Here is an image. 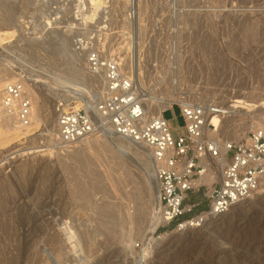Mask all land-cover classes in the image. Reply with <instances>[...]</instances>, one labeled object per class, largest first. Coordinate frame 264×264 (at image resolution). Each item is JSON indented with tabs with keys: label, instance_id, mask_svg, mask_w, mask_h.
Returning <instances> with one entry per match:
<instances>
[{
	"label": "rangeland",
	"instance_id": "374dc122",
	"mask_svg": "<svg viewBox=\"0 0 264 264\" xmlns=\"http://www.w3.org/2000/svg\"><path fill=\"white\" fill-rule=\"evenodd\" d=\"M101 3L87 22L88 0H0V31L11 32L0 41V93L7 81L30 86L38 121L21 137L0 124L19 135L0 145V264H264V187L211 219L206 193L218 178L215 163L187 196L191 211L151 230L146 147L105 132L66 151L52 147L55 105L84 108L100 88L73 47L90 37L119 61L145 102L171 105L162 115L173 136L184 132L182 103L219 109L234 100L253 106L231 109L232 120L222 117L205 140L222 144L264 131V0ZM59 38L73 63L60 53ZM58 76L82 84L83 101ZM42 145L49 148L32 151ZM197 217L199 226L176 231Z\"/></svg>",
	"mask_w": 264,
	"mask_h": 264
},
{
	"label": "built area",
	"instance_id": "2783aa9c",
	"mask_svg": "<svg viewBox=\"0 0 264 264\" xmlns=\"http://www.w3.org/2000/svg\"><path fill=\"white\" fill-rule=\"evenodd\" d=\"M91 38H77L73 47L84 53V68L100 88L87 99L84 108H66L61 103L55 106L56 134L52 147L66 151L105 132L152 149L158 181L157 218L162 225L178 220L195 206L187 203V196L195 189V181L206 173L202 161L216 159L220 154V144L205 140L203 128L207 115L221 112L213 105L182 103L178 108L184 132L177 136H173L163 115L143 120L142 93L119 61L93 47ZM30 101L20 81L8 83L1 93L0 114L12 118L17 127L25 128L31 123ZM45 148L49 146L42 145L38 151ZM225 151V164L219 167L217 181L206 193V214L210 217L226 214L264 187V131L255 130L227 142Z\"/></svg>",
	"mask_w": 264,
	"mask_h": 264
},
{
	"label": "bare ground",
	"instance_id": "6f19581e",
	"mask_svg": "<svg viewBox=\"0 0 264 264\" xmlns=\"http://www.w3.org/2000/svg\"><path fill=\"white\" fill-rule=\"evenodd\" d=\"M89 1V4L91 5V7H90V9H89V11H90V13H89V15H85V16H81V17H83V20H87V22L88 21H90V20H92L93 19V16L95 15V14H97V12H98V10H99V5L100 4H102L101 3V0H88ZM103 1V0H102ZM58 12L56 11V13L55 14H57ZM55 20V19H54ZM46 23H48V22H46ZM49 24V23H48ZM96 25L98 24V23H95ZM11 34V32H9V31H0V41H4V39H6V38H1L2 36H7V35H10ZM61 36V35H60ZM63 40L64 39H61V38H59V41H60V45H59V51H60V53L62 54V53H65V52H67V51H65L66 49H65V46L63 45ZM65 49V50H64ZM71 50H69L67 53H65V55L67 56L66 58H67V61H68V59L70 60L71 59V62H72V59H73V55L71 54V52H70ZM74 52H76V53H79V51L77 52V51H75L74 50ZM80 53H82V52H80ZM82 55H83V58H82V56L81 57H77L76 56V61H78V62H80V61H84V65H85V59H84V53H82ZM62 56V55H61ZM78 58V59H77ZM79 58H80V60H79ZM66 61V62H67ZM73 63V62H72ZM74 63H76V62H74ZM79 64V63H78ZM75 64H73V66H74ZM77 65V64H76ZM76 67V66H75ZM83 69V68H82ZM84 69H86V68H84ZM75 73H76V75H78V74H80L79 73V71L78 70H75L74 71ZM87 72V71H86ZM49 75V74H48ZM86 75V74H85ZM89 77V76H88ZM48 78V77H47ZM46 78V81L48 80ZM51 78H53V77H51ZM50 78V79H51ZM44 79V78H43ZM50 79H49V82H50ZM54 79V78H53ZM73 79V78H72ZM45 80V79H44ZM56 80H57V83L58 84H60L63 88H66L67 90H68V88L70 89V88H72L71 89V93H72V95H74V96H76V98H74V99H76L77 101H80V100H82L83 101V99L81 98V96H80V94L82 95V93H81V91L82 90H84V88L83 87H81L80 85H82V84H80V83H78V82H73V81H70V80H68V79H66V78H63V77H61V76H58L57 78H56ZM80 80V79H79ZM45 81V82H46ZM54 81H55V79L53 80V83H54ZM13 82H15V81H13ZM56 82V81H55ZM6 83V82H5ZM8 83H12V82H10V81H7V83L6 84H8ZM48 83V82H47ZM52 83V82H51ZM5 84V85H6ZM50 85V84H49ZM52 85V84H51ZM56 85V84H55ZM23 87H24V89L27 91L26 93L28 94V97L30 98V102H31V123H30V125L29 126H27L28 128H29V130L30 129H33V128H35L34 127V125L38 122L37 121V109H36V105H35V108H33V104L32 103H34V104H36L35 103V98H34V93H33V89L32 88H30V86H28V87H26V86H24L23 85ZM48 87V86H47ZM3 90V89H2ZM1 93H2V91H1ZM1 93H0V101H1ZM83 96V95H82ZM150 98V97H149ZM149 98H148V100H149ZM158 101V100H157ZM56 106V105H55ZM78 106H79V104H78ZM170 104L169 105H167V106H157V105H155V100L153 99V98H150V100L149 101H147V102H145V104H144V116H143V120H149L150 118H152V119H155L156 118V116H157V118L158 117H161L162 116V112H164V110L165 109H168V108H170ZM253 105L252 104H248V103H246V102H244V101H241V100H234V102L230 105V106H228V107H225V106H223V107H220L218 110L222 113V115H221V113H219V114H209V115H207L206 116V119H205V123H204V128H203V134L205 135V134H207L208 136H210V137H213V136H215L216 135V133L218 132V130H219V128H220V126H221V118L222 117H225V118H229V119H231V118H233V116H231V115H229V113L230 114H234V112L233 111H231V109H237V108H243V109H246L247 107H252ZM76 107H77V105H76ZM76 107H74V108H76ZM34 109H35V112H34ZM54 115H55V123H54V126H55V132H54V134H53V136L56 134V112H55V107H54ZM227 115H229V116H227ZM235 115V114H234ZM227 116V117H226ZM95 117H96V119L98 118V115H97V113H95ZM39 120V119H38ZM232 120V119H231ZM3 122H6V124L7 125H11V126H13V128L14 127H16V128H18L19 130H15L16 132H17V134H19L20 135V137H21V135H23L20 131H21V129H24V128H20V127H17L15 124H14V122H13V119L12 118H8V117H6V116H4V115H2V114H0V124H2ZM33 125V128H31V126ZM2 126V125H1ZM10 126V127H11ZM9 127V128H10ZM36 127H37V125H36ZM2 128V127H1ZM5 128V127H4ZM8 128V127H7ZM12 128V129H13ZM28 128H26L25 127V129L24 130H27ZM234 128V127H233ZM236 128V127H235ZM235 128L234 129H231V132L233 131V130H235ZM6 129V128H5ZM11 129V130H12ZM8 130V129H7ZM34 130V129H33ZM106 130H109V128H106ZM9 131V130H8ZM230 131V130H229ZM23 132V131H22ZM25 132V131H24ZM23 132V133H24ZM27 132V131H26ZM14 132H13V130H12V133H9V132H7V131H4V129L3 130H1L0 129V145L1 144H4V143H8L9 141H11L12 139H16V138H19L18 136L19 135H17V134H13ZM30 132H28V134H29ZM234 133H235V131H233V135H234ZM13 134V135H12ZM15 135V136H14ZM110 135H112V136H116V135H114V134H112V133H110ZM12 136H14V137H12ZM23 136H25V135H23ZM31 137V136H30ZM116 137H119V136H116ZM120 138V137H119ZM83 141H85V140H83ZM129 141V140H128ZM131 144H134V145H137L136 143H134V142H132V141H129ZM79 143V142H78ZM225 144H226V142L225 143H222V144H220L219 145V148H220V154H219V156L216 158V159H205V160H203L202 161V164H203V167H205L206 168V171H208L209 173H211V174H213L214 172V169H215V163H218V164H220L219 166L221 167L222 165H224L225 164ZM142 146H144V147H146L145 145H143L142 144ZM147 149H148V153H147V156H148V159H149V162H148V165H149V171H150V173H152V181L149 183V188L150 189H152V193H153V201H154V211H153V213H152V215H151V217H150V219H149V222H150V226H149V229H151V230H153L154 228H156L159 224H162L161 223V221L157 218V215H156V209H157V206H158V181H157V176H156V166H155V163L153 162V159H152V149H150V148H148V147H146ZM29 149V148H28ZM32 151H34V152H37L38 150L36 149H33ZM29 152H31V150L29 151ZM206 160H208V161H206ZM217 167V166H216ZM249 200V199H248ZM248 200H246V201H248ZM245 202V201H244ZM243 203V202H242ZM239 205H241V203L240 204H237V205H234L232 208L234 209L235 207H237V206H239ZM206 216H207V214H205ZM129 217V216H128ZM201 217H204V216H201ZM216 217L214 216V217H211V219H215ZM135 219V218H134ZM138 219V218H137ZM210 220V219H209ZM200 221H202V218H200V217H197V218H194V219H192V220H187V221H183V222H181V223H179L178 225H177V228H176V231H181V230H185V229H189V228H195V227H197V226H199L200 224ZM148 230V229H147ZM150 230V231H151ZM149 231V230H148ZM74 247V246H73ZM144 251H145V249H144ZM143 251V252H144Z\"/></svg>",
	"mask_w": 264,
	"mask_h": 264
},
{
	"label": "trees",
	"instance_id": "16d2710c",
	"mask_svg": "<svg viewBox=\"0 0 264 264\" xmlns=\"http://www.w3.org/2000/svg\"><path fill=\"white\" fill-rule=\"evenodd\" d=\"M205 209H206V207L204 204H202L200 207H198V210H205Z\"/></svg>",
	"mask_w": 264,
	"mask_h": 264
}]
</instances>
